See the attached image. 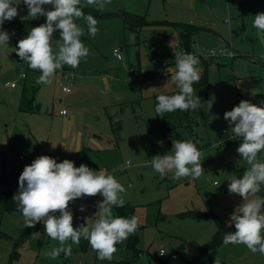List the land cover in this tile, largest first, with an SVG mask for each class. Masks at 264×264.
Returning <instances> with one entry per match:
<instances>
[{
	"label": "rangeland",
	"instance_id": "obj_1",
	"mask_svg": "<svg viewBox=\"0 0 264 264\" xmlns=\"http://www.w3.org/2000/svg\"><path fill=\"white\" fill-rule=\"evenodd\" d=\"M13 3L18 4L19 14L5 21L3 30L15 31L8 46L0 45V173L22 171L41 155L58 163L71 160L76 167L107 169L125 187L121 194L124 206L133 211L128 218L137 217L138 228L116 245L110 261L99 260L83 238L79 244L69 241L64 245L71 247V255L60 252L52 258L45 253L61 245L48 237L43 222L20 241L29 228L22 213L0 210V264H160L162 247L169 255L180 257L186 251L198 260L219 224L234 226L230 216L243 202L242 197L229 193L228 184L233 176L242 177L249 165L236 151L242 138L230 132L234 125L224 119V113L242 100L264 106V32L253 27L254 16L264 12V0H107L103 8L81 0L83 13L98 22L92 36L83 19L76 21L84 29L81 40L89 55L77 68L64 65L46 85L36 84L40 72L19 62L16 55L18 41L31 28L46 23V17L33 19L23 0ZM171 22L198 28L192 54L210 61V86L204 101L207 119L188 127L176 121L168 131L161 122L163 115L155 112L156 95L179 92L171 80L176 71L175 53H189L182 50L179 32ZM60 42L57 30L54 49ZM117 47L123 60L113 55ZM163 63L168 65L161 73ZM131 67L142 71L133 76ZM197 67L200 75L206 69L204 62ZM70 73L74 76L72 93L65 96L57 79L67 82ZM141 73L153 76L144 78ZM25 84L39 86L35 94L39 112L18 109ZM61 106L69 111L65 117L75 114L71 123H63ZM185 140L194 142L201 152L204 173L198 179H174L172 172L165 176L155 172L152 157L170 152L173 141ZM21 152L26 153L25 162L19 159ZM257 159L264 162V152ZM249 198H264V190ZM102 200L97 195L73 201L69 206L73 226L94 223ZM200 212L212 215L203 218ZM226 248L207 252L215 255L214 264H246L244 254L255 259V264H264V255L253 254L245 245L228 244ZM162 259L166 264L178 263L170 256Z\"/></svg>",
	"mask_w": 264,
	"mask_h": 264
},
{
	"label": "clouds",
	"instance_id": "obj_2",
	"mask_svg": "<svg viewBox=\"0 0 264 264\" xmlns=\"http://www.w3.org/2000/svg\"><path fill=\"white\" fill-rule=\"evenodd\" d=\"M107 0H86L88 5L104 7ZM28 7V16L33 19L46 17V23L30 29L28 35L20 39L16 55L26 62L30 69L39 71L36 84H50L52 78L64 65L77 68L89 55V49L82 42L84 29L76 23L83 19L92 36L98 31L97 20L82 11L81 0H23ZM18 4L13 0H0V45L8 46L9 33L3 30L5 21L17 17ZM51 6L45 9L44 6ZM253 27L264 32V12L254 16ZM59 31L60 43L54 49L53 35ZM175 81L177 94H160L155 112L158 115L176 110H195L201 106L200 98L193 85L200 80L199 58L193 54L175 53ZM23 75V74H22ZM264 104V102H262ZM230 125V132L242 138L236 151L249 165L242 177L233 176L228 184L230 194L243 198L230 216V224L235 231L225 235V245H245L253 254L264 255V198H252L264 186V162L258 161V154L264 152V106H257L242 100L231 111L224 113ZM55 147V146H53ZM170 153V154H169ZM151 165L161 176L172 172L174 179L191 177L198 179L203 173L201 152L191 140L173 141L170 152L152 157ZM125 187L107 169L98 171L81 164L79 167L68 159L57 162L54 158L41 155L26 165L19 176V188L12 199L22 213L26 227H34L43 222L48 237L58 241L61 247L45 253L55 258L64 252L71 255V247L79 244L81 238L87 240L101 261H110L117 252V244L123 243L138 228L136 216L125 218L113 215V207H123L122 193ZM101 195L98 202V219L91 225L73 226L70 204L78 198ZM85 207L81 206L80 211ZM164 255V253H161Z\"/></svg>",
	"mask_w": 264,
	"mask_h": 264
},
{
	"label": "trees",
	"instance_id": "obj_3",
	"mask_svg": "<svg viewBox=\"0 0 264 264\" xmlns=\"http://www.w3.org/2000/svg\"><path fill=\"white\" fill-rule=\"evenodd\" d=\"M82 10L84 7L80 5ZM171 25L175 27V29L179 32V43L182 47L183 51L189 52L192 54L193 51V35L197 32L198 28H195L191 24H185L181 22H171ZM199 62H204L206 69L200 75V80L198 83L193 85L194 91L197 96L200 98L201 106L195 110H187L181 111L176 110L174 112L163 114L161 117V122L163 123L165 130H171L176 121L181 124L185 123V126H191L192 124H198L200 120L203 122L207 119L206 108L204 107V101L208 96L209 86H210V78L208 72V66L210 61L205 59L204 57H198ZM160 72V71H159ZM161 73H164L161 71ZM142 77L149 78L153 76L152 73H141ZM37 87L34 85L25 86L22 99L20 104L21 111L24 112H39L40 106L35 103V93ZM167 95L176 94L175 92L165 93ZM160 95V94H159ZM156 95V98L157 96ZM158 103V101H157ZM183 113L184 115H181ZM164 130V131H165ZM23 171V170H22ZM22 171H4L0 173V210L9 211L11 213L20 211L18 209L17 203L12 199L13 195L16 194L14 191V187L19 186V176ZM114 216H122L128 218L130 215H133V211L129 209L127 206L116 207ZM212 214L210 212H200L198 216L208 218ZM197 216V217H198ZM38 225L36 224L34 227H29L25 234L22 236L20 241L26 240L30 235H32L37 229ZM235 225L232 227H226L223 224H219V228L216 232L215 237L200 251L201 254L198 260H194L192 255L189 253L182 252L181 256H177V264H214L215 257L213 255H207L203 257L208 251L216 249L223 244V239L228 232H234Z\"/></svg>",
	"mask_w": 264,
	"mask_h": 264
},
{
	"label": "built area",
	"instance_id": "obj_4",
	"mask_svg": "<svg viewBox=\"0 0 264 264\" xmlns=\"http://www.w3.org/2000/svg\"><path fill=\"white\" fill-rule=\"evenodd\" d=\"M14 31H15L14 28H10V29H9L8 33H9L10 38H11V35H12V33H13ZM113 55H114L117 59H119V60H123V55H122V52H121V49H120V48H118V47L115 48L114 51H113ZM167 65H168L167 63H163V64L159 67V70L162 71V72H164V68H165V66H167ZM129 71L131 72V74H132L133 76H137L138 74H140V72H141L142 70H138L137 68L131 67V68L129 69ZM21 77H22V78H25L26 75H25V74H23V75L21 74ZM73 79H74V76H73L72 73L69 74V80H68L67 82H64L62 78H58V79H57V85H58V87L62 90V92H63L64 94H68V93H71V92H72ZM8 85L11 86V87H16L17 83H8ZM60 113H61V114H66V113H67V109H62V110H60ZM25 158H26V153L21 152V153L19 154V159H20L21 161L25 162ZM207 167H210V165L208 164ZM161 253H164V255H161ZM159 256H160L161 258H168V257L170 256V258H172V259H177V255H176L175 253H172V254L169 255L168 252H167V249H166L165 247L160 248V250H159Z\"/></svg>",
	"mask_w": 264,
	"mask_h": 264
},
{
	"label": "crops",
	"instance_id": "obj_5",
	"mask_svg": "<svg viewBox=\"0 0 264 264\" xmlns=\"http://www.w3.org/2000/svg\"><path fill=\"white\" fill-rule=\"evenodd\" d=\"M105 83H106V87H109V84H108V80H107V78H105V81H104ZM31 85H34V84H31ZM25 86H30V85H27V84H25ZM25 86L23 87V90H24V88H25ZM34 86H36L37 87V89L39 88V86L38 85H34ZM23 90H22V92H21V99H22V93H23ZM37 91V90H36ZM72 93V92H71ZM36 94V93H35ZM70 93H68V94H65V96L66 95H69ZM21 99H20V102H19V107H18V109L21 111V109H20V104H21ZM60 101L62 102L63 100L62 99H60ZM35 103H37V104H39L38 102H37V100H36V97H35ZM39 106H40V104H39ZM41 107V106H40ZM62 109H67V108H65V106H61V108H60V110H62ZM60 110H59V113H60ZM22 112H24V111H22ZM28 113H36V112H28ZM69 114V111L67 110V113L66 114H61L60 113V115H62L63 117V123H66V121H69L70 123L74 120V118H75V114L73 113V115L71 114L69 117H65L66 115H68ZM79 143H81L80 141H79ZM79 146H80V144H78ZM262 189L264 190V188L262 187ZM17 193V192H16ZM28 239V238H27ZM224 244V243H223ZM221 245L220 247H218V248H221V250H223V251H226L227 250V248H226V246L227 245ZM208 254L206 253L203 257H205V256H207ZM209 255H212V254H209ZM214 257H215V255H213ZM242 256H244L243 257V262L244 263H246V264H255V263H257V261L255 260V259H253L252 257H250L249 258V254H248V257H246L245 256V254L244 255H242ZM251 256V255H250ZM177 260V259H176ZM215 260H216V257H215ZM215 263V262H214ZM234 263H236L237 264V262H235V261H232L231 262V264H234Z\"/></svg>",
	"mask_w": 264,
	"mask_h": 264
},
{
	"label": "water",
	"instance_id": "obj_6",
	"mask_svg": "<svg viewBox=\"0 0 264 264\" xmlns=\"http://www.w3.org/2000/svg\"><path fill=\"white\" fill-rule=\"evenodd\" d=\"M17 60L20 62L21 59L17 56ZM158 261L160 264H166L167 260L162 259L160 256L158 257Z\"/></svg>",
	"mask_w": 264,
	"mask_h": 264
}]
</instances>
